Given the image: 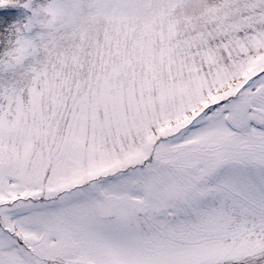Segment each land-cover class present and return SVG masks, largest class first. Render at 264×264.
I'll use <instances>...</instances> for the list:
<instances>
[{"label":"snow or ice","instance_id":"obj_1","mask_svg":"<svg viewBox=\"0 0 264 264\" xmlns=\"http://www.w3.org/2000/svg\"><path fill=\"white\" fill-rule=\"evenodd\" d=\"M0 264H264V0H0Z\"/></svg>","mask_w":264,"mask_h":264}]
</instances>
